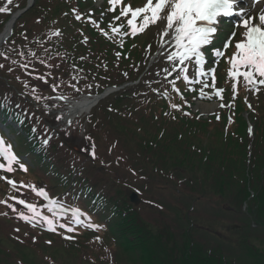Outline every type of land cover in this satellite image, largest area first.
Segmentation results:
<instances>
[{"label": "rangeland", "instance_id": "rangeland-1", "mask_svg": "<svg viewBox=\"0 0 264 264\" xmlns=\"http://www.w3.org/2000/svg\"><path fill=\"white\" fill-rule=\"evenodd\" d=\"M82 1H83L82 6L84 7L83 12L88 13L87 20L88 22H90V26L85 27V30H89L90 33V38L88 37L89 40H87V42H91L92 44H94L96 50H97V41L94 37V33L100 31V33L103 34L105 32L111 31V29L113 30L118 29V31L116 32L117 35L120 34L126 35L128 32L133 33L132 28L128 25V20L131 19V13H129L128 16H123L121 15V13L126 6H130L131 9H138V8H143L148 2V0H122L119 4L110 6L101 3L100 0H87L88 2H86V0H82ZM25 2L26 0H11V2H9V0L0 1V9H4V11H0L1 12L0 35L3 29L5 28L6 24L9 23L8 20L9 18L7 13L12 12L13 10L15 11L16 9L22 7L25 4ZM153 3H155V0H153ZM5 11H7V13L4 14L3 12ZM144 15L146 14H141L136 19V21H134L135 26L137 28H139L140 25L143 24ZM162 15L165 18L158 19L155 23L148 24L143 31H137L135 33V39L130 42H125V44H123L122 47L120 46L116 49H112L114 47L112 41L108 43L101 42L106 46L104 47V55L109 56L111 58V62L113 61L116 63V65L118 66V72L120 76L126 74L127 69L130 68V66L127 65L129 64V61H127L129 58L133 59L134 61H137L138 59L136 70H138L137 72L140 74L143 73L139 77V79H142L141 81L145 83H150V82L154 83L156 81L168 77V75L171 72L176 71L179 65L185 66L183 67L184 73L188 72L186 68V62L189 63V60H187L188 59L187 55L190 53H188L186 56L183 55L185 49L177 46L175 40L176 33L174 29H169L166 27L167 9L162 13ZM29 18L30 19L27 20L26 26L30 27L32 31L35 30L36 28L37 29L39 28L40 30L41 26L37 25L38 16L37 15L30 16ZM65 20L66 23H68L67 17L65 18ZM52 24L53 26L54 25L59 26V25H63L64 23L61 22L60 24H55V22H52ZM65 25L68 26L71 24H65ZM48 28H50V25L48 26ZM69 28L70 30H73L74 28L77 27L71 25ZM16 29L19 28L16 27V25H14L13 30ZM90 30L94 31V33L90 32ZM81 39L85 40L86 37H83ZM55 43H60V41L56 39L54 41L49 42L47 46L53 47ZM184 43L187 44L186 41ZM72 45L73 43L71 42V47L70 46L67 47L71 49ZM162 46L163 48H161ZM160 49L161 52H157L158 55L157 59L153 61V63L151 64V68L148 70V72L147 71L145 72L144 71L145 65L148 63L150 57L152 56L151 53L156 52V50H160ZM20 50L22 51L23 49L20 48ZM98 51L101 52V50L99 49ZM42 55L43 58L45 57L54 60L58 59L57 60L58 66H56L53 61H46V59H42L38 55V56H29L30 59L27 60L24 59L25 62H28V64L30 65L29 68L27 67V68L17 69L18 74L20 75L21 79H23L24 84L27 85L28 88L31 87L30 93H32L33 95L31 98L32 101L38 102L39 107L37 110L34 111V116H35L34 118L40 117V119L43 120L44 124L46 125L48 124L47 127H49V123L52 124L50 127H52L53 130L56 131L57 133H63L67 137L75 136L78 137L76 139H82L84 138V136L87 135L89 131L87 120L91 116L94 108L89 113L83 114L80 117L75 116L73 119H70L68 121L66 118L67 117L66 113L68 112L67 108L69 105L67 103L68 101L67 100L63 101L62 98L60 99L57 96L53 97V99H50V97L55 96L54 92L56 89L59 90L62 89V93L64 92L67 93L68 88L63 86V84H66L68 82L75 83V81L78 80L86 83L87 81L85 75H88L90 69L83 67L85 72H78L75 69V74H73L71 71H68L65 78L61 79L59 73L61 74L65 73L67 71L65 70V67L72 66V63L69 60L70 55L67 52L54 53L52 52V50H49L48 48L43 49ZM182 56L183 59L181 58ZM197 57H201V56L199 55ZM2 58H0V68L6 69L5 66H7L10 62L5 64L6 61L3 60ZM37 58L40 59L45 69L47 68L46 66H50L49 68H51V70L49 71L43 70V72L46 75H44V73L42 72L43 67H36V68L32 67V65L38 63L36 60ZM5 59H7V56L5 57ZM157 62L159 64L155 65L154 67L153 65L156 64ZM74 67L76 66L74 65ZM100 69H101L100 72H102L103 75H105L106 77L111 72L110 68L101 67ZM240 70L244 71L246 69H240ZM140 74H138L137 77ZM117 75H118L117 73L113 74L114 82L119 81L118 78L119 76ZM187 78H189V76ZM255 78H258V80L264 79L258 76H254V79ZM228 81L230 82L225 84L222 82H217V83L212 82V79L210 81H205L203 79H200L196 75V78L195 77L194 79L190 78V82H189V84L193 86L190 88V90L193 89L194 91L193 93L189 95L188 94L185 95L184 92H181L179 94V93H174V91L171 90V93L173 94V98L171 97V99L173 100V102H174V98L183 102H187L186 98L190 99V103H192L190 107V111L196 113L198 117L196 120L204 121L202 123L197 122L195 119H192L187 115L178 112L174 113V109H173V113H174L173 120L179 119V123L177 124V126L171 122L167 123L166 120L162 122L161 120H159L160 122L156 125L152 124L148 119H142L140 121L141 127L147 128V130H151V132L154 131V133L157 134V136L159 137L164 136V138H166V141L170 143V146H174V142L176 141L180 143V146L179 144L177 146L179 148L181 147L179 150L181 154H186V152L189 151L191 156H193L194 154L199 155V160H203V162L205 160L208 163V165L202 163L201 167L203 168L195 170V172L198 173L196 174L198 175L197 178H190V180H196V182H198L200 185H205L206 183H208L214 171L219 170V172H222V167L227 166L228 163L232 161L230 156L234 154L233 151L239 150L240 152H243L244 149L247 150L249 148V143L251 142V140L250 137L248 136L249 134H246V128H248V126L254 127L255 125L257 128H260V133H261V134H257L256 137L254 138V141L257 138H259L258 139L259 141L258 143L256 141L252 145V148L254 146V150H257L261 144H264V103L261 102V104H259V102L257 101L258 98H262L264 100V85H260L258 83L246 85L242 76H230ZM238 82L239 84H237ZM54 83H56V85H54ZM182 90L184 91V88ZM22 93H24V91H22ZM217 93H219V95H217ZM252 94L254 95L259 94V95L256 97L257 99L253 100ZM234 97L236 99V102L230 104V101L234 100ZM244 97L246 98V100H243ZM18 101L21 104H24V102H26L25 100L23 101L21 99H18ZM32 101H30V103ZM15 102H17V100ZM24 106H26V108H24V110L22 108L23 115H24V111L28 110V113L30 114L31 117L33 115V112L31 113L29 108L27 107V106L30 107L29 102H27ZM165 108L166 109L169 108V101L161 102V105L153 106L151 108L152 112L146 108V110H140L138 114L141 116L155 115L156 117L163 118L166 117V115L161 116V112H163ZM184 108L186 107L184 106ZM95 116L98 117L99 113L95 114ZM38 121L40 120L38 119L37 122ZM181 121L188 122L194 127V134L192 135L194 139L192 140L184 139L182 142H180L174 136V132L180 131L184 127V124ZM101 124L103 123L99 122V126ZM37 125H39V123H37ZM158 126L160 127L158 128ZM1 128L2 130H4V132L9 137V139L13 140V142L16 143L17 147L23 148L20 144L21 143L26 144L25 139H22L21 136H18L17 132L15 133L13 130L11 131L7 130L5 125H2ZM105 128L108 132L110 133L112 132V126L110 123H108L105 126ZM122 129L128 136L126 132L127 130L124 127ZM198 129L203 131L205 130L208 131V134L206 135L207 137H209V139H207V141L205 140V135L203 133L200 134ZM147 130L145 133L148 132ZM212 135H216V137L212 138ZM262 135L263 138H260L262 137ZM13 136H15L16 139H14ZM98 137L102 141L103 138H110L104 132H99ZM9 139L7 138L8 141H10ZM206 142L211 147L209 150L208 147L205 146ZM226 142L234 147H230L229 148L230 151L226 152L225 153L226 155L222 157L220 156V154H223V152L226 150V146H225ZM244 142L247 143L244 145ZM88 147L90 148V146ZM201 147L203 152L208 150L205 153V154L208 153V157L207 155L206 156L202 155L203 152H201ZM235 148L237 150H234ZM149 149L150 151H154V148H149ZM0 151L5 153L4 155H6L7 157L12 156L10 152H8L5 149L4 144L0 145ZM17 151L22 152L23 150L17 149ZM143 152L144 151H142V153ZM145 153L147 156H152V154L149 151H145ZM109 154L111 155L113 160L119 163L123 168H120V170H113V168H119V166L115 165L113 168H110L111 170L109 171L105 170L104 171L105 174H102L100 176L96 174L94 171L90 172V175L95 179H99L100 183L102 184L97 189L100 197H105L107 196V194H109L112 200L115 201L117 199L114 193L118 194L120 188L118 186H112V184H110L112 188L106 186L105 184L106 181L108 182L109 177L113 178V180L117 184H119V186L120 184H124V185H129V187L135 189L142 188L143 191L137 190V194L139 195V198L142 200V204L138 206L139 209H137V212L134 211V213H137V216L140 219V221L142 220V222L147 223L149 225H156L160 229L164 227L163 225L164 217H162V215H165L164 213L160 214V212H163L168 209L170 210L172 208L179 209V206L185 209L187 202L185 199L192 201L194 204H190V205L192 207V210L194 211L191 212L190 217L194 218L193 221L194 223H198L201 226H209V227H211L212 225V228L214 229L220 225L224 227V225L228 224L226 228V234H224L226 235V237H223L222 235L218 234V238L220 241H217L215 238L212 239L209 238L210 240L209 246H212L209 249V251L213 254L212 258L215 263L217 262L219 263V260L217 259V250L215 249V247H219L220 249H222L223 254L236 264H251L252 256L250 252L247 251L248 248L264 251V247L263 248L257 246L246 247L244 245V241L241 240V243H237L240 239L236 241H232L229 238V237L237 238L239 236V235H232L234 233L233 231L235 230L232 231V229L229 227V225L235 224L239 226V232H241L242 238H244L245 236L251 237V239L248 237L251 240V243L253 242L256 243L257 239H261L262 241H264V214L262 211H260V206L255 204V206L249 208V207H245L243 203L232 204L230 198L228 197L229 195L231 196L232 194V189L230 186H233L234 180L231 179L226 180L225 176L221 175L222 179L218 180L219 182L222 180L220 182V185H217L214 191L209 193L207 198L206 196L204 197L202 195L197 194V192L204 193L206 191L204 189H197V188H202V186H194V184L187 187L193 190V193L187 195L186 191H182L184 190L183 187H185V184H183L180 187L179 184L174 185V183L173 184L164 183L167 182V180H163L164 181L163 182L159 177H156L153 174L152 176L156 179H160V181L154 182L152 181L153 177L149 178V173L151 172L150 168H157L158 165L156 163H153L152 161L148 162L147 165L150 168L145 166H137L133 168L132 165L134 160L132 156L135 155H131L128 151L123 152L116 150H112ZM164 154L165 151L163 152V155ZM91 155L98 162L103 158V154L99 151L98 152L92 151ZM210 155H214L219 159L212 158V156ZM53 157H55L56 159H61L62 161L63 159H65V155L62 153H54ZM73 159L74 157H72V160ZM124 159H126L129 162L126 163ZM147 159L149 158L147 157ZM152 159L153 161L154 160L160 161L159 157H153ZM3 160L4 161H0L1 162L0 165H3L4 169L11 167V163H9L8 159H3ZM81 166L88 168L87 164L85 165L81 164ZM180 166L181 165H179L178 167ZM77 168L78 166H76L74 170H76ZM136 169L141 171V173L138 172ZM171 169H174V162L170 166L169 169L170 172ZM255 170L258 169L256 168ZM57 171H59V173L69 172L72 174L71 165L67 161H63V163L61 162L60 166L57 168ZM231 171L232 172L237 171L236 173L242 172L240 163L239 162L238 164L235 163ZM143 174H146L147 179H145L144 181H139L142 180ZM178 174H179L178 179L181 180L183 173L179 172ZM172 176L174 177V175ZM53 181L56 182L60 181L58 175L56 179L55 178L53 179ZM169 181L173 182V179H170ZM21 189L24 192L28 190L25 187H21ZM122 190L125 191V188H123ZM46 197L44 198L46 199ZM31 199L33 198H31L30 195L25 194L22 198V201H26L29 205L33 206V209H36V211H38L36 213L38 214L32 215L30 213V210L25 209L23 205L19 204L16 198H9V201L6 200L3 202L8 206L10 214H13L12 217L7 216L10 218L9 220L10 223L0 220V254H1L0 260L2 261L3 264H18V262L20 261V253L18 249L14 247H27L28 249L32 248L30 250L36 255L37 258L41 257L38 252L40 251L39 247H65V246L73 247V243L70 241V239H72L70 235L68 236L66 234H63L62 238H56V237L53 238L47 236L53 233L55 229L54 225L57 222H60V217L64 216V214H60L58 210H54L45 201H43L41 205H37L34 204L31 201ZM176 201L178 202L177 203L178 206L176 204ZM152 204L157 205L163 210H156V208L152 207ZM196 209H198V211L200 212L198 211L196 212ZM176 210H174V226L178 231H182L185 225L183 226L177 225V220L182 221V218L180 219L178 217V216L181 217L182 212L180 214H176ZM0 211H2L1 208ZM236 211L239 212L237 215H234L236 214ZM247 212H249L250 215ZM74 213H75V218L72 217V220L76 219L77 221V219L79 218L80 220L82 219L81 215H79L78 212L71 211L70 215L71 214L74 215ZM70 215H65L64 217ZM166 216H171L169 214V211H166ZM221 218L227 221H225L224 224H220ZM19 219H27L33 223L40 224L41 225L40 229L46 231L45 233L46 237L39 236L38 233H34V231H32L31 229H27L26 227H24L23 224L21 225L19 223ZM170 221H171L170 219H167V225L169 224ZM61 223L64 222L61 221L60 223L57 224H61ZM97 223L99 224L102 222L99 221ZM252 230L255 231L252 232ZM72 233L74 236L76 231H73ZM125 233L131 236L130 242L127 240L123 241L120 236L115 235L114 237L116 243L120 241L124 243L119 246H121V248L123 249H126L128 255L132 254L129 247H145L143 246L144 243L142 240V235L139 234L138 229H129L126 230ZM26 236H28V238H26ZM175 236L178 238V240L175 241L176 243L180 244L184 241L183 237H180V235L177 234ZM202 240L203 239L201 238L200 235L194 233L193 236H191L190 241L192 245L190 247H196V245H201ZM49 241L51 242L50 244L48 243ZM81 243L84 244L85 240L83 239ZM107 243L109 244L103 246V247L106 246L108 247V249L106 250L96 249L95 247H93L95 248L94 256L92 258L94 264L115 263L114 259L116 260V257H114L115 256L114 247H116V245L112 244L111 242H107ZM134 243H136L137 245H134ZM233 243L234 245H232ZM82 244L81 246H83ZM83 247H85V244ZM235 248H242L241 252L237 255V257L228 255L229 251H233ZM108 252L110 257H112V260L108 259V255H107ZM40 259H42V257ZM257 259L264 260V256L259 255L257 256ZM32 261L34 260L32 259ZM129 263L134 264L131 257L129 259ZM25 264H29V263L25 262Z\"/></svg>", "mask_w": 264, "mask_h": 264}, {"label": "trees", "instance_id": "trees-1", "mask_svg": "<svg viewBox=\"0 0 264 264\" xmlns=\"http://www.w3.org/2000/svg\"><path fill=\"white\" fill-rule=\"evenodd\" d=\"M72 6L73 4L67 2V0H35V4L33 8H31V10L26 15L23 16L24 18H22V21L21 19L17 21L18 23L16 24V27H18L19 29L14 30L11 37L4 43V45L2 46L0 55H4V57L8 56L10 58V56L12 55L11 53H15V54L19 53L20 48L24 50L23 54H25V57H27L26 53H30V52L35 53L37 51L36 48L38 44L36 40L38 38L47 37L48 34L44 32L45 31L44 28H41L40 30L39 28L38 29L36 28L35 30L32 31L30 27L26 26L27 21H25V19L36 14L38 16V22H39L37 25L45 26L49 24V22H46V18H45V14H48L46 13V10L50 8L48 11H51V14H52L51 20L57 21L59 20V18L62 19L64 17L62 15L64 13H68L67 11L68 8ZM86 54H87V57H86ZM91 57L93 58V61L97 60L98 65L101 66L99 61L102 59L96 58L95 56L91 54V52L84 53L82 56H78L80 60L84 59L86 61V64H85L86 68H89L90 66L92 69H94V64L91 63V60H92ZM78 58H76V60ZM3 60L6 61L5 63L9 62L7 59H3ZM12 67H15V66L12 65ZM130 69L131 70L128 71V74L122 75L123 77H126L127 80L131 79L132 73L134 72V67H131ZM1 74L5 77L6 80H8L6 78L7 76L5 73H0V75ZM92 78L95 79V81L99 82L100 84L102 83L103 86L110 85V83L106 81L107 78H102L101 74L97 76H92ZM155 100L156 98L150 93V89L148 87H142V86L139 87V85L131 88L130 90H126L119 94L113 95L112 102L114 103L115 108L119 109L117 111V115L120 116V117L119 116L114 117V120L118 122V121H122L123 119L124 120L129 119V116L133 117L134 114L138 116L139 115L138 112L140 110H146L144 108L150 106V103L156 102ZM148 101L150 102L146 103ZM0 105L2 108H5L4 112L9 111L7 109L8 106L2 101V99H0ZM148 118L151 122L155 123L156 121H158L159 117L152 115V116H148ZM138 127H140L139 129L140 138L141 140H143L144 137L146 136L145 130L141 126H138ZM122 132L124 131L121 130L120 133ZM61 142L62 143H59L61 144V148H63L64 150L68 152L73 151V148L70 147L66 141L61 140ZM53 149H55V147H53ZM76 150L75 152L80 154L78 147ZM32 152L33 154H35L34 150ZM242 154H243L242 159L244 160L241 162L240 166L245 167V170L252 172L257 168L258 170H255V172L259 174L264 171L262 170L263 167L260 166L257 162H255L252 156L250 160L246 161L247 158L244 156L245 155L244 150ZM34 156H35V160L33 161V163L36 162V164L39 165V168L44 170V168H46L45 165H47L46 158L38 156L36 154ZM82 156H85V155H82ZM240 156H241V153L238 154V157ZM77 157L79 158L78 162L71 161L69 156L63 159V161H67L68 163H70L71 167L75 166L76 164L78 165V163H82V164L84 163V165L88 164L90 169L95 172L103 171L102 164L98 162L97 160H95L94 157L93 159L88 158V156H85L87 158H82L79 155ZM81 171L83 175L90 173L89 170L86 172V168L84 166L81 168ZM253 178L254 177L251 176L248 186H252L251 182H254ZM32 179L36 181H41L42 183H46L47 185H49L50 183V180L44 174L33 175ZM83 180L84 182H86L85 184L87 187H84L81 193L88 194L89 196H94L95 198L97 196L96 193H98L97 189L99 187V183L93 180L90 175H87L85 179ZM62 185L59 188H61ZM77 192L78 190L71 194L70 200L68 199H67L68 201L64 200L68 203V204H63L65 207L73 206L72 201H71L72 199L75 202H80L79 197L77 196ZM53 193L56 196L58 193V195L60 196L61 189H57V191ZM120 194L122 193L120 192ZM125 194L126 192L123 195ZM108 195L109 194H107V196L105 197H108ZM80 205L81 203H78L77 207H79V209L82 210V207H80ZM110 209L111 211H113L112 219L110 222L115 225L114 226L115 231L118 232V234L120 235L123 241L127 240L130 242L131 236L129 237L128 235H126L125 231L132 228L134 224L137 226L136 218L134 216V209L129 204L125 205L123 203L121 204L120 203H110ZM118 220H120V222ZM146 234L148 235L147 237H149L148 240L154 244L153 245L154 247H149L147 254H146L145 247L137 248L139 249L136 251L138 255V259L136 260V262H138V264H211L210 260L206 258L202 260H197L194 254H192L193 252L191 250H188L187 247H184V251L188 254V256H185L186 257L185 259H183L182 261L178 260L174 255V260H172L169 256L165 254L168 248L167 247H155L156 245L155 243L158 242L156 237L153 235L151 231H147L145 235ZM117 244L122 245L124 243L120 241ZM134 245H137V244L134 243ZM27 250H28L27 248H20L18 250L20 253V264H25V262H28L29 264H51L48 261V259H50V261L53 263L60 262L62 264H86L87 263L85 262L86 260L85 258L87 254V249L85 247H73V248L70 247L68 250H64L63 248H60V247H49V248L40 247L39 248L40 251H38L39 254H46L47 256V257L45 255L41 256L42 259H40L41 257L37 258L34 253L27 251ZM0 258H1V254H0ZM32 259L34 261H32ZM0 264H3L1 260H0Z\"/></svg>", "mask_w": 264, "mask_h": 264}, {"label": "snow or ice", "instance_id": "snow-or-ice-1", "mask_svg": "<svg viewBox=\"0 0 264 264\" xmlns=\"http://www.w3.org/2000/svg\"><path fill=\"white\" fill-rule=\"evenodd\" d=\"M119 2L120 0H110L112 4ZM235 4L236 0H155V3H153V0H148L143 8L131 9L130 6H126L121 15L128 16L131 13L128 25L135 34L137 31H143L148 24L165 18L162 13L167 9L166 27L174 29L177 46L185 49L183 55L193 53L199 56L197 50L201 45L207 44L216 32L214 27L201 25H214L218 17L231 14ZM0 11H4V9H0ZM141 14L146 15L143 17V24L137 28L134 21ZM254 20H258V24H254ZM242 25L245 28V38L235 44L237 52L230 60L231 68L234 71H230L229 75L242 76L246 85L254 83L264 85V79H254V76L264 78V11L258 17H248L243 20ZM114 31H118V29H114ZM185 41L187 44L184 43ZM181 58L183 59V56ZM240 69L246 70L241 71ZM2 144L3 141L0 140V145ZM6 158L9 163L16 160L15 156ZM3 167V165H0V168ZM5 170L11 171L12 169L8 167ZM7 182L15 187L13 181L9 180ZM39 194L43 195L44 193L41 191ZM20 203H23V201ZM28 207L33 208L31 205H28ZM68 231H71V229H68Z\"/></svg>", "mask_w": 264, "mask_h": 264}, {"label": "bare ground", "instance_id": "bare-ground-1", "mask_svg": "<svg viewBox=\"0 0 264 264\" xmlns=\"http://www.w3.org/2000/svg\"><path fill=\"white\" fill-rule=\"evenodd\" d=\"M11 25H12V21H10L6 27H5V30L2 34V36L0 37V41L1 39L6 36L8 34V32L10 31V28H11ZM95 103V100H91V99H88V98H82L80 101H76L74 102L72 105H69L68 106V112H67V120L69 121L70 119H73L75 116H82L83 114H86L90 111V109L93 107V104ZM11 106V105H10ZM5 111V108H2L1 105H0V113L4 112ZM7 119H11V116H7ZM7 119H0V136H5L6 133L4 132V130H2L1 126L2 125H5L6 126V129L11 131L13 130L15 133L20 129V127L18 126V122H12V121H9ZM40 120V122H43V120H41L40 118H38ZM29 126L32 127V128H36L33 124L29 123ZM5 133V134H4ZM22 137V139H25V141L27 142L28 140H34V141H37V137L34 136L33 134L29 133L28 131L22 129V134L20 135ZM14 139L15 136H13ZM10 143V145L16 149H20V150H23L22 152H20V154L22 155L23 157V161H26L25 163L26 164H31V166L35 167L37 164L36 162L33 163V161L35 160V154H33V150L34 149H30L27 147V144L25 143H21L20 145L23 147V148H19L16 146V143L13 142V140H10L8 141ZM50 144H52L54 146L53 143H51L50 141H48ZM14 143V144H13ZM37 154H40V153H37ZM61 160V159H59ZM0 169H3L4 171H6L4 168H0ZM45 172V170H37V169H27V170H20L18 169L17 170V173H8V175H1L0 176V179H1V182H0V192H3L4 191V187L5 186H9L10 184L5 181L4 179H7V178H11L13 179L14 177H16L17 174L21 175V176H26V175H40V174H43ZM31 181H34V179H31ZM26 186L31 189L32 191L35 192V197L36 198H42V197H49L50 199H52L50 196L52 197H56V195L53 193L55 191H57V188L56 187H53V188H45L42 192L44 193L43 195H40L39 193L41 192L40 191V188H41V184L35 182V183H27ZM8 188H11V187H8ZM63 188L67 191V192H70L71 190L64 187ZM20 190H18L19 192ZM15 192L14 191H6L5 194H2L0 195V198L2 199H9V198H13ZM127 199L129 198V196H125ZM32 202H35L37 205H41V202H37L35 200H31ZM123 204L125 202H122ZM48 204L52 205V208L53 209H58L57 207L59 205H62V204H68L66 201L64 200H56V201H52V202H48ZM28 203H27V207H28ZM84 205H87V203H81V206H84ZM18 207V206H17ZM87 207V206H86ZM86 207H83L82 208V211L84 212H87L86 213V216L87 219H93L95 220L96 222H103L105 224H109V225H113V223H111L110 221H108V219L102 215V214H99L97 212H94V211H88L86 210ZM28 210H30V208H28ZM0 214L1 215H6V216H9V217H12L13 214H10V211H0ZM92 215V216H90ZM65 216V214H64ZM64 216H61L60 217V222H64V223H61V224H58L57 227L58 228H61V230H57V229H54L53 231V235L56 237V238H62V235L63 234H66V235H73V231H76V232H79L80 231H84L83 227L81 226H78V227H73L72 224L70 223H73L74 220H72V217L75 218V215H70V217H64ZM64 217V218H63ZM83 219V218H82ZM72 220V221H71ZM120 222V220H118ZM60 222H57V223H60ZM128 223V222H127ZM129 224V223H128ZM107 225L105 228L107 231H109L110 229V226ZM68 229H71V231H68ZM145 230L147 231H151L154 230V228L151 226V225H147V227L144 228ZM67 230V231H65ZM94 229H91V231H93ZM96 232L98 233H102V230L100 228H96L95 229ZM60 232V234H59ZM83 235H86V233H83ZM72 237V239H70V241L72 243H75L76 245H78L79 247H83L84 244L86 247H95V246H92L91 244H89L87 241V239H85V243L82 244L81 242H79L77 240L76 237L74 236H70ZM107 238L108 240H114L115 241V237L111 236L110 234H107V236L105 237ZM62 240V239H61ZM96 244V242H94ZM74 244V246L76 247V245ZM81 244L83 246H81ZM88 245V246H87ZM145 245H149V244H144L143 246ZM89 249V248H88Z\"/></svg>", "mask_w": 264, "mask_h": 264}, {"label": "water", "instance_id": "water-1", "mask_svg": "<svg viewBox=\"0 0 264 264\" xmlns=\"http://www.w3.org/2000/svg\"><path fill=\"white\" fill-rule=\"evenodd\" d=\"M132 198L135 200V203L138 202L136 196L132 195Z\"/></svg>", "mask_w": 264, "mask_h": 264}]
</instances>
